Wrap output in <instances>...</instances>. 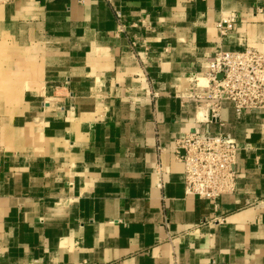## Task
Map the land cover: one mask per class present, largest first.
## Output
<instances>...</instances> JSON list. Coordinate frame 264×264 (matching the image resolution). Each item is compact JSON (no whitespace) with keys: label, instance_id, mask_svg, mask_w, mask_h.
I'll list each match as a JSON object with an SVG mask.
<instances>
[{"label":"crops","instance_id":"obj_1","mask_svg":"<svg viewBox=\"0 0 264 264\" xmlns=\"http://www.w3.org/2000/svg\"><path fill=\"white\" fill-rule=\"evenodd\" d=\"M247 46L264 0H0V264H264V111L183 98ZM194 130L237 141L217 212L185 194Z\"/></svg>","mask_w":264,"mask_h":264},{"label":"built area","instance_id":"obj_2","mask_svg":"<svg viewBox=\"0 0 264 264\" xmlns=\"http://www.w3.org/2000/svg\"><path fill=\"white\" fill-rule=\"evenodd\" d=\"M116 17L119 24L116 35H120L125 27L120 12H116ZM237 23L236 14L223 17L217 23L221 39H226ZM202 79L205 85H201ZM190 82L183 98L198 103L197 109L204 113L202 122L220 121L225 101L233 103L237 114L264 111V53L252 46L241 52L220 51L209 71L195 74ZM175 151L184 166L185 194L212 202L217 212L220 199L237 190V141L230 134L209 136L194 130L178 140ZM224 222V218L217 217L209 223Z\"/></svg>","mask_w":264,"mask_h":264},{"label":"bare ground","instance_id":"obj_3","mask_svg":"<svg viewBox=\"0 0 264 264\" xmlns=\"http://www.w3.org/2000/svg\"><path fill=\"white\" fill-rule=\"evenodd\" d=\"M201 85H205L206 81L204 79L200 80ZM200 118H203V113L200 114Z\"/></svg>","mask_w":264,"mask_h":264},{"label":"rangeland","instance_id":"obj_4","mask_svg":"<svg viewBox=\"0 0 264 264\" xmlns=\"http://www.w3.org/2000/svg\"><path fill=\"white\" fill-rule=\"evenodd\" d=\"M200 112H201V110H198V111H197V114L199 115V114H200ZM199 120H202V119H199Z\"/></svg>","mask_w":264,"mask_h":264},{"label":"water","instance_id":"obj_5","mask_svg":"<svg viewBox=\"0 0 264 264\" xmlns=\"http://www.w3.org/2000/svg\"><path fill=\"white\" fill-rule=\"evenodd\" d=\"M219 79H222V76H220ZM212 121H213V122H216V121H214V120H212Z\"/></svg>","mask_w":264,"mask_h":264}]
</instances>
